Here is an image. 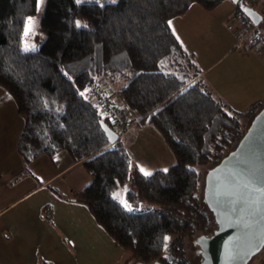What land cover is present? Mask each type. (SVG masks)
Returning <instances> with one entry per match:
<instances>
[{"label": "trees", "instance_id": "1", "mask_svg": "<svg viewBox=\"0 0 264 264\" xmlns=\"http://www.w3.org/2000/svg\"><path fill=\"white\" fill-rule=\"evenodd\" d=\"M223 1L47 0L40 23L46 35L24 52V22L37 12V0H0V86L25 120L19 153L32 161L67 150L85 165L93 178L75 198L123 247L122 264H199L189 243L216 227L203 200L207 169L237 146L251 123L246 119L264 107L262 100L236 111L217 97L169 26L194 3L211 10ZM251 1H235L236 11ZM259 37L256 31L248 40L264 49ZM98 79L121 92L139 124L159 129L176 157L166 173L160 168L145 177L135 166L126 127L133 118L125 114L116 124L103 113L86 89ZM102 120L121 134L116 142ZM127 181L131 200L162 209L126 210L113 193Z\"/></svg>", "mask_w": 264, "mask_h": 264}, {"label": "crops", "instance_id": "2", "mask_svg": "<svg viewBox=\"0 0 264 264\" xmlns=\"http://www.w3.org/2000/svg\"><path fill=\"white\" fill-rule=\"evenodd\" d=\"M261 2L264 4V0ZM220 5L211 10L203 7L198 18L205 35L210 37L201 42L204 33L194 34L198 39L193 42L200 52L191 43L183 42L181 30L186 20L179 19L188 12L172 18L171 27L184 48L194 54L201 76L214 94L234 110L244 111L264 100V50H257L258 46L248 51L239 49L235 38L238 30L230 33L224 29V35L216 34V24L236 11L235 0H224ZM219 10L222 12L217 13ZM228 29L234 30L229 25ZM125 108L127 117L133 118L126 127L133 133L128 149L135 166L153 172L172 165L175 154L159 129L150 123L139 124L140 115ZM24 125L14 97L0 86V162H8L0 168V264H117L126 258L123 247L96 221L88 206L75 198L86 184L81 180L72 184L66 175L83 163L74 161L69 153L71 158L49 173L29 170L27 165L33 160L27 161L19 153L18 141ZM60 152L63 151L34 160H40L38 166L42 167L44 157Z\"/></svg>", "mask_w": 264, "mask_h": 264}, {"label": "water", "instance_id": "3", "mask_svg": "<svg viewBox=\"0 0 264 264\" xmlns=\"http://www.w3.org/2000/svg\"><path fill=\"white\" fill-rule=\"evenodd\" d=\"M244 12L255 24L262 19L251 5ZM250 122L237 146L207 169L203 200L216 227L194 239L199 264H248L264 248V107ZM101 125L110 143L116 142L119 132L104 120Z\"/></svg>", "mask_w": 264, "mask_h": 264}, {"label": "rangeland", "instance_id": "4", "mask_svg": "<svg viewBox=\"0 0 264 264\" xmlns=\"http://www.w3.org/2000/svg\"><path fill=\"white\" fill-rule=\"evenodd\" d=\"M46 1L47 0H41V4H40V7L37 10V12L35 14H33L34 16L33 15L29 16V17L32 18L33 23L36 21L35 25L33 24L32 32L27 37H25V35H23V38H24L23 42L25 40H27L28 43L31 44L30 41H32L33 42L32 44L35 45V47H37L41 43L43 37L46 35V32L42 29V26H40V20H41V17H42V16H40V13H43V10L46 7V3H47ZM81 1H83V0H81ZM91 1H94V0H91ZM247 1H250V0H247ZM251 6L255 7L258 11H259V9H264V4L261 2V0H255L254 4L251 5ZM219 7H221V5H219ZM189 8H190V10L188 11V13L185 14L184 17H181V19H179V20H182V19L186 20L185 23H184L185 24V28L183 30H181L184 33L183 42L184 43H189V44L191 43L192 46H194L200 52L198 44L193 42V41L198 39V38L194 37V34L196 36H201L202 33H204L203 34V38L201 39V42L203 40H206L207 38H210L209 36L205 35V30H204L203 24L200 23V25H199V19L198 18L200 17V14H202V10H204V9L201 6V4H198V3L192 4ZM216 8H217V6H216ZM213 9H215V8H213ZM243 11H244V9H243ZM219 12H222V10H219L217 13H219ZM238 13H239L238 11H235V13L229 19H225L224 22H222L221 24H216V29H215L216 30V34L217 35H221V34L224 35L225 34V30L224 29H227L228 32H230V33H233V31H235V33H236L237 30H238V34L236 33V37L235 38L239 40V38L242 37V33L243 32H247L246 31L247 29H244L242 27V24H243V21L241 23L242 19L240 18L241 19L240 20L239 18H236V15H238ZM245 15H246V13H245ZM246 16H248V15H246ZM230 20H231V22H230ZM233 21H234V23H232ZM228 25H229L230 28H232L234 30L228 29ZM260 25H261V23L259 24V26ZM210 33L211 32H208V34H210ZM35 34H36V38H37L36 42H34ZM246 43L247 44L250 43L252 46L246 47ZM237 47L239 49L241 48L244 51H248V50L253 49V44L250 42V40H248V37H247L243 44H242L241 40L238 41ZM260 49L264 50L261 47L257 48V50H260ZM201 51H203V47L202 46H201ZM121 98H122V96L119 98L120 104H123L124 106H126L123 103ZM221 100H223V99H221ZM128 110L132 111L133 113L135 112V114L138 113L135 109L132 110L129 107H127V111ZM251 117L249 116V118H247L246 121L248 119L250 120ZM244 119L245 118H243V121H245ZM61 151H63V152H60L59 154H56L54 157H44L45 163H44V166H42V167L38 166V164L40 163V160L36 161V160H34L35 158H33L32 159L33 160L32 163L27 165L29 167V170L34 169V171L37 172L38 174H44V173H49V172L53 171L58 166H62V164L66 163L68 161L69 157L71 158V156L69 155V153L67 151H65V150H61ZM7 164H8V162H3V163L0 162V168H2L1 166H5ZM45 166H47V167H45ZM31 167H33V168H31ZM166 167H168V166H166ZM134 168L135 167L132 166V170H134ZM202 168H203V166H199V169H202ZM83 171L86 173V174H84L85 176L83 175V173H84ZM72 174H74V175L72 176ZM80 175H82V176H80ZM86 176H89V178H84ZM66 177L68 178L69 182L72 183V184H73V182L76 183V180H81V182L83 181L87 185V184H89L91 182V180L93 178V175H91L89 173V171L87 170V168L85 167L84 164H80L78 167H74L73 169H71L70 172L67 173ZM130 186H131L130 182L127 181L126 184H124V186H122L119 189L115 190V192L113 194H116V198L119 201L121 199H126L127 202L132 206V208H133L132 211L150 210V209H155V210L162 209V207H160V205H158L157 203H153V202L149 203L147 201H141V200H138V201L131 200L127 196V190L130 189ZM193 241L194 242H190L191 244L189 243V246L192 249L196 250L197 249V245L195 244V240H193ZM123 261H124V258L119 260L117 264H122ZM248 264H264V248L260 252H258L256 255H254Z\"/></svg>", "mask_w": 264, "mask_h": 264}, {"label": "built area", "instance_id": "5", "mask_svg": "<svg viewBox=\"0 0 264 264\" xmlns=\"http://www.w3.org/2000/svg\"><path fill=\"white\" fill-rule=\"evenodd\" d=\"M252 3L255 0L251 1ZM238 15L236 18H241V23L243 21L242 27L247 29V32L242 33V37L239 38L238 41L241 40L242 44L244 43L245 39L254 32L257 31V36L261 38L262 42L264 43V32L260 30L259 24L264 22V9H259V13L262 16V19L259 24H255L253 20L246 16L244 11H238ZM244 40V41H243ZM93 97L96 100L97 105L103 111V113L107 116H110L114 119L116 124H121L125 119L126 115L124 112V105L120 104L119 98L121 97V92L118 89H115L109 86L106 82L98 79L94 81H90L87 84V88ZM124 112V113H123ZM123 131V130H122ZM120 134V133H119Z\"/></svg>", "mask_w": 264, "mask_h": 264}, {"label": "snow or ice", "instance_id": "6", "mask_svg": "<svg viewBox=\"0 0 264 264\" xmlns=\"http://www.w3.org/2000/svg\"><path fill=\"white\" fill-rule=\"evenodd\" d=\"M81 2V0H76V3L79 4ZM40 4H41V0H37V9H39L40 7ZM103 6V5H101ZM169 23V26H171V21L168 22ZM24 35L25 37H27L31 32H32V29H33V21H32V18L31 17H28L25 22H24ZM76 27L77 28H80V27H86V25H81V23L79 21H76ZM35 50V45L33 44H29L27 40H25L23 42V51L24 52H29V51H34ZM87 91V90H85ZM81 96H85V92H81L80 93ZM86 98V97H85ZM107 131V129H105ZM139 171L143 174V176L145 177H148L150 176L152 173L149 172L148 170H146L145 168L143 167H140L139 168ZM165 173L168 171V169H164L163 170ZM113 198L115 199L116 198V194H113ZM120 204L128 211H132L133 208L132 206L127 202L126 199H121L120 200ZM165 240H168L169 237H165L164 238Z\"/></svg>", "mask_w": 264, "mask_h": 264}]
</instances>
